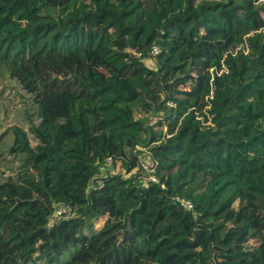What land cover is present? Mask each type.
I'll return each instance as SVG.
<instances>
[{
    "label": "trees",
    "instance_id": "trees-1",
    "mask_svg": "<svg viewBox=\"0 0 264 264\" xmlns=\"http://www.w3.org/2000/svg\"><path fill=\"white\" fill-rule=\"evenodd\" d=\"M3 67L38 122L12 127L0 264H264V0H0ZM106 158L134 172L96 188Z\"/></svg>",
    "mask_w": 264,
    "mask_h": 264
},
{
    "label": "rangeland",
    "instance_id": "rangeland-1",
    "mask_svg": "<svg viewBox=\"0 0 264 264\" xmlns=\"http://www.w3.org/2000/svg\"><path fill=\"white\" fill-rule=\"evenodd\" d=\"M200 1V0H198ZM145 64L150 68H155V60L150 57L144 60ZM162 112L154 113L149 111L147 116V124L151 125ZM133 118H139L137 110L131 111ZM38 122L37 117L33 113L31 100L19 84L9 77L7 70L3 67L0 69V182L4 181L8 176L15 175L23 165V154L10 152L13 139V126L22 127L25 131L31 125ZM125 139H138L143 141L146 138V132L136 133L126 130L123 133ZM136 151L142 156V163L147 165L153 163L149 152L143 147L137 146ZM117 168H120L117 170ZM115 172L122 170L121 164L114 165ZM114 170H112L113 172ZM141 176H146L147 171L139 170ZM75 213V208H73Z\"/></svg>",
    "mask_w": 264,
    "mask_h": 264
},
{
    "label": "built area",
    "instance_id": "built-area-1",
    "mask_svg": "<svg viewBox=\"0 0 264 264\" xmlns=\"http://www.w3.org/2000/svg\"><path fill=\"white\" fill-rule=\"evenodd\" d=\"M159 51L158 47L156 45H153L151 47L150 53L151 55H155L157 54ZM139 158V165L144 169L145 171H147V175L146 176H141V185L144 187H147L149 182H158V179L155 177L154 175V165L153 163L147 165V167H145V165L142 163L141 159L142 156H138ZM120 168H117V170H119ZM99 170L100 173L96 174L97 182L96 184V188H100L102 186V180L100 178L109 176V175H113V174H117L119 173L120 175L127 177L128 175H130L132 172H134V170H132L131 172H126L124 169L120 170L119 172H115L114 169V162L112 160V158H106L105 162L103 164H100L99 166ZM112 170H114L112 172ZM93 186L92 184L90 185V187ZM175 200L179 202V204L181 206H183L184 208L188 209L191 208V203L189 200H186L184 198H181L179 196L175 197ZM74 212L72 211L71 206L69 205H57L54 209V211L52 212V220L50 222H53V219L57 220L61 217H68L73 215Z\"/></svg>",
    "mask_w": 264,
    "mask_h": 264
}]
</instances>
